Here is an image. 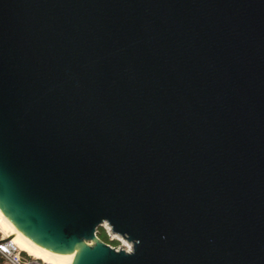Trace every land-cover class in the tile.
Returning a JSON list of instances; mask_svg holds the SVG:
<instances>
[{
    "label": "water",
    "instance_id": "water-1",
    "mask_svg": "<svg viewBox=\"0 0 264 264\" xmlns=\"http://www.w3.org/2000/svg\"><path fill=\"white\" fill-rule=\"evenodd\" d=\"M0 212L70 264H264V0H0Z\"/></svg>",
    "mask_w": 264,
    "mask_h": 264
},
{
    "label": "bare ground",
    "instance_id": "bare-ground-1",
    "mask_svg": "<svg viewBox=\"0 0 264 264\" xmlns=\"http://www.w3.org/2000/svg\"><path fill=\"white\" fill-rule=\"evenodd\" d=\"M107 226V225H106ZM0 230L4 233L5 238H8L9 244L15 246L20 251L27 253L40 259L43 263L48 264H70L74 255L73 254H55L40 248L29 239L24 237L18 232L5 216L0 212ZM117 237V236H116Z\"/></svg>",
    "mask_w": 264,
    "mask_h": 264
},
{
    "label": "built area",
    "instance_id": "built-area-1",
    "mask_svg": "<svg viewBox=\"0 0 264 264\" xmlns=\"http://www.w3.org/2000/svg\"><path fill=\"white\" fill-rule=\"evenodd\" d=\"M108 229L111 235H116L111 232L109 227ZM2 239H0V258L4 264H46L41 262L39 259H36L28 254H25V252L20 251L15 246L9 244V242H6ZM127 243L128 245H126L124 248L113 247L110 245L109 246L111 248H114L115 250L122 249L126 252H130L131 244L129 242Z\"/></svg>",
    "mask_w": 264,
    "mask_h": 264
},
{
    "label": "rangeland",
    "instance_id": "rangeland-1",
    "mask_svg": "<svg viewBox=\"0 0 264 264\" xmlns=\"http://www.w3.org/2000/svg\"><path fill=\"white\" fill-rule=\"evenodd\" d=\"M100 228H102L104 230V232H105V234H106V236H107V238H108L109 241L116 242L115 244H113V243H109V241H108L107 242L108 245L113 246V247H121V248H124L126 245H128V243L125 241V239L122 238V237H120L119 235H111L110 232H109L108 226H106V224H102V226ZM98 229H97V231H98ZM2 238L5 239V235L0 230V239H2ZM25 254H27V253H25ZM0 261L2 262V264H4L1 259H0ZM40 261L43 262L42 260H40ZM46 264H48V263H46Z\"/></svg>",
    "mask_w": 264,
    "mask_h": 264
},
{
    "label": "trees",
    "instance_id": "trees-1",
    "mask_svg": "<svg viewBox=\"0 0 264 264\" xmlns=\"http://www.w3.org/2000/svg\"><path fill=\"white\" fill-rule=\"evenodd\" d=\"M97 237L100 241L104 242L105 244H107V242L109 241L104 230L102 228H99L97 231ZM109 243H113L115 244L116 242L113 241H109ZM1 259V258H0ZM0 264H2V262L0 261Z\"/></svg>",
    "mask_w": 264,
    "mask_h": 264
}]
</instances>
